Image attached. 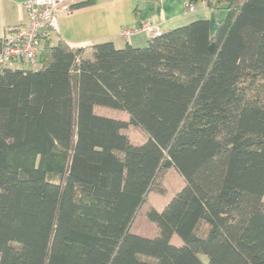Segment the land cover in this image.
<instances>
[{
	"label": "trees",
	"instance_id": "obj_1",
	"mask_svg": "<svg viewBox=\"0 0 264 264\" xmlns=\"http://www.w3.org/2000/svg\"><path fill=\"white\" fill-rule=\"evenodd\" d=\"M205 2L224 12L213 34L198 20L143 48L48 40L36 69L0 68V264H264V0ZM168 170L183 185L139 236Z\"/></svg>",
	"mask_w": 264,
	"mask_h": 264
},
{
	"label": "crops",
	"instance_id": "obj_2",
	"mask_svg": "<svg viewBox=\"0 0 264 264\" xmlns=\"http://www.w3.org/2000/svg\"><path fill=\"white\" fill-rule=\"evenodd\" d=\"M80 1L83 0H72L70 6ZM93 2L92 6L58 15L55 44L61 40L72 48L89 49L94 45L110 42L116 49H122L126 45L143 48L150 40L146 33H137L124 39L120 35L121 30L149 21L164 33L198 20H205L210 23L213 34L223 12L216 5L209 7L203 0L195 3L193 12H188L187 0H93ZM25 22L24 0H0V42L8 29L24 25ZM49 42L52 45L51 39ZM8 67L24 69L27 66L23 63H13Z\"/></svg>",
	"mask_w": 264,
	"mask_h": 264
},
{
	"label": "built area",
	"instance_id": "obj_3",
	"mask_svg": "<svg viewBox=\"0 0 264 264\" xmlns=\"http://www.w3.org/2000/svg\"><path fill=\"white\" fill-rule=\"evenodd\" d=\"M72 0H24L26 22L7 30L0 50V68L13 63H23L34 69L38 67V56L42 44L58 33L57 17L70 12ZM205 1V0H203ZM188 12L195 10L188 4ZM137 33H146L149 38L161 35L162 31L149 21L121 30L124 39Z\"/></svg>",
	"mask_w": 264,
	"mask_h": 264
},
{
	"label": "rangeland",
	"instance_id": "obj_4",
	"mask_svg": "<svg viewBox=\"0 0 264 264\" xmlns=\"http://www.w3.org/2000/svg\"><path fill=\"white\" fill-rule=\"evenodd\" d=\"M224 15V12L221 13L220 17ZM56 35L51 37L52 45L55 44ZM35 67L34 69H36ZM95 113L101 116H105L111 119L121 120L127 123L123 133L133 141L141 142L145 140V133L138 127L128 124L129 118L124 112L117 110H112L108 108H95ZM183 185L182 178L173 170L165 171L161 178L156 183L153 190L148 194L146 203L142 206L140 214L137 216L133 223L132 231L139 236L143 237H155L158 233V230L154 223H151L145 216V211L150 207H155L157 209L162 208L173 196L179 191ZM264 202V199H263ZM200 259L203 262H206L207 259L204 256H200Z\"/></svg>",
	"mask_w": 264,
	"mask_h": 264
}]
</instances>
